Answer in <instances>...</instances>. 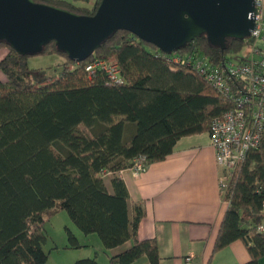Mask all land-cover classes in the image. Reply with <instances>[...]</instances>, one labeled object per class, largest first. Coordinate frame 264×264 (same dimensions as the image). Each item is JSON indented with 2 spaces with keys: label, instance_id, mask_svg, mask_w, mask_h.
I'll return each instance as SVG.
<instances>
[{
  "label": "trees",
  "instance_id": "1",
  "mask_svg": "<svg viewBox=\"0 0 264 264\" xmlns=\"http://www.w3.org/2000/svg\"><path fill=\"white\" fill-rule=\"evenodd\" d=\"M81 15H94L89 0H35ZM253 37L230 39L225 48L206 35L171 54L129 31L118 30L84 61H74L54 41L43 53L66 58L55 68L32 69L28 58L5 42L0 60V264H46V223L67 211L86 235L97 234L109 264H133L146 257L161 264L155 238L141 239L143 202L132 206L128 187L119 173L145 157L146 166L163 161L186 136L211 133L214 119L240 107L249 82L229 80L232 97L217 89L191 64L175 58L203 56L212 64L239 56L248 59ZM116 63L122 80L111 83L97 60ZM247 105V104H246ZM248 116L251 111L248 110ZM105 172L114 174L112 190ZM213 253L242 241L250 254L245 264L264 257V136L234 170ZM72 248H81L75 234ZM119 249V251H112ZM212 258L208 264H211ZM74 264H104L98 255Z\"/></svg>",
  "mask_w": 264,
  "mask_h": 264
},
{
  "label": "water",
  "instance_id": "2",
  "mask_svg": "<svg viewBox=\"0 0 264 264\" xmlns=\"http://www.w3.org/2000/svg\"><path fill=\"white\" fill-rule=\"evenodd\" d=\"M255 0H101L94 15L35 0H0V42L24 55L54 41L74 61L89 58L118 30L171 54L206 35L225 48L256 28Z\"/></svg>",
  "mask_w": 264,
  "mask_h": 264
},
{
  "label": "crops",
  "instance_id": "3",
  "mask_svg": "<svg viewBox=\"0 0 264 264\" xmlns=\"http://www.w3.org/2000/svg\"><path fill=\"white\" fill-rule=\"evenodd\" d=\"M2 49L0 60L7 55ZM4 77L0 72V79ZM109 175L106 182L112 190L114 174ZM119 175L128 187L132 206L144 203L146 215L139 236L157 239L161 264H208L211 258V264H245L250 260L242 241L213 253L229 203L220 191L222 169L216 163L209 133L182 137L163 161L140 172L126 169ZM133 264L151 263L143 257ZM259 264H264V257Z\"/></svg>",
  "mask_w": 264,
  "mask_h": 264
},
{
  "label": "built area",
  "instance_id": "4",
  "mask_svg": "<svg viewBox=\"0 0 264 264\" xmlns=\"http://www.w3.org/2000/svg\"><path fill=\"white\" fill-rule=\"evenodd\" d=\"M255 2L256 28L251 36L255 39V44L248 59L237 56L220 68L203 56L175 58V61L183 65L193 64L206 80L230 97L232 92L229 80L236 77L249 82L250 91L242 94L239 109L228 111L222 117L214 119L210 133L216 163L222 169L220 191L226 201L234 170L246 159L249 150L260 147L264 136V0ZM260 41L262 46L259 45ZM99 68L106 72L111 83L121 82L118 64L101 59L89 65L87 70L93 73ZM248 110L251 111V116H248ZM146 167L145 157H138L130 169L140 172ZM109 173L105 172V175ZM258 230L264 233V223Z\"/></svg>",
  "mask_w": 264,
  "mask_h": 264
},
{
  "label": "rangeland",
  "instance_id": "5",
  "mask_svg": "<svg viewBox=\"0 0 264 264\" xmlns=\"http://www.w3.org/2000/svg\"><path fill=\"white\" fill-rule=\"evenodd\" d=\"M96 0H89L86 4L90 7L94 6ZM259 45L263 43L260 41ZM8 53L7 47L4 49ZM3 52V51H0ZM66 61V58L60 53L38 54L28 58L29 65L32 69H45L49 75L55 74V68ZM110 175H105L108 178ZM46 234L48 242L44 246L48 254L46 264H74L75 261L83 258L95 257L105 264H109L107 255L105 254L104 245L97 234L86 235L78 229L72 222L67 211L57 213L50 221L46 223ZM69 230H71L78 239V242L85 245L81 248H72Z\"/></svg>",
  "mask_w": 264,
  "mask_h": 264
}]
</instances>
